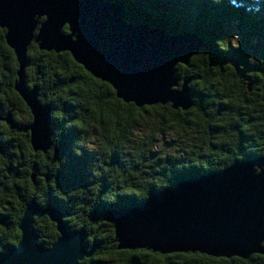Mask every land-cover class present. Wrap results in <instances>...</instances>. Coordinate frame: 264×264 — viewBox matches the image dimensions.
Wrapping results in <instances>:
<instances>
[{
    "label": "trees",
    "instance_id": "1",
    "mask_svg": "<svg viewBox=\"0 0 264 264\" xmlns=\"http://www.w3.org/2000/svg\"><path fill=\"white\" fill-rule=\"evenodd\" d=\"M118 1L131 22L195 33L208 44L188 65L177 66V75L190 79L193 105L182 110L124 102L69 52L32 42L24 81L52 108L53 143L35 151L24 130L31 112L14 89L18 62L0 27V253L20 240L18 223L33 200L55 204L69 229H84L93 253L80 264H264V253L243 259L118 249L107 214L181 180L262 155L264 0ZM34 227L45 246L58 237L47 215L35 218Z\"/></svg>",
    "mask_w": 264,
    "mask_h": 264
},
{
    "label": "water",
    "instance_id": "2",
    "mask_svg": "<svg viewBox=\"0 0 264 264\" xmlns=\"http://www.w3.org/2000/svg\"><path fill=\"white\" fill-rule=\"evenodd\" d=\"M0 27L18 62L14 89L32 115L24 130L32 148L42 152L53 144L52 108L38 99L36 86L25 85L32 42L41 50L69 52L124 102L137 107L169 103L183 110L193 105L192 90L190 79L177 75V66L188 65L208 46L195 33L171 34L160 26L127 20L125 4L118 0H0ZM10 118L4 120L11 123ZM31 178L35 181L34 175ZM107 214L118 249L243 259L263 254L264 152L181 180L137 205ZM45 215L58 232L50 246L39 243L34 227L35 218ZM18 228L20 240L0 253V264H80L93 253L85 246L84 229H69L55 204L42 207L29 201Z\"/></svg>",
    "mask_w": 264,
    "mask_h": 264
},
{
    "label": "rangeland",
    "instance_id": "3",
    "mask_svg": "<svg viewBox=\"0 0 264 264\" xmlns=\"http://www.w3.org/2000/svg\"><path fill=\"white\" fill-rule=\"evenodd\" d=\"M112 1H117V0H112ZM171 34H175V33H171ZM207 47H208V46H207ZM207 47H206V48H207ZM203 49H204V48H203ZM200 50H202V48H201ZM195 55H196V54H195ZM193 56H194V55H193ZM193 56H192V57H193ZM192 57H191V58H192ZM176 73H177V70H176ZM191 107H192V106H191ZM173 109H174V108H173ZM178 109H181V108H178ZM182 110H183V109H182ZM108 218H109V217H108Z\"/></svg>",
    "mask_w": 264,
    "mask_h": 264
},
{
    "label": "flooded vegetation",
    "instance_id": "4",
    "mask_svg": "<svg viewBox=\"0 0 264 264\" xmlns=\"http://www.w3.org/2000/svg\"><path fill=\"white\" fill-rule=\"evenodd\" d=\"M109 219V218H108ZM110 220V219H109ZM111 221V220H110Z\"/></svg>",
    "mask_w": 264,
    "mask_h": 264
}]
</instances>
